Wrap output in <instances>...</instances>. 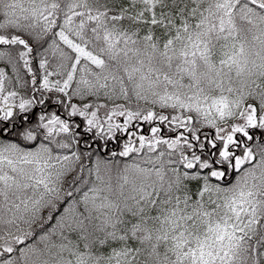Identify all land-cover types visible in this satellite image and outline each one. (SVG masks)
Instances as JSON below:
<instances>
[{
  "label": "snow or ice",
  "instance_id": "snow-or-ice-1",
  "mask_svg": "<svg viewBox=\"0 0 264 264\" xmlns=\"http://www.w3.org/2000/svg\"><path fill=\"white\" fill-rule=\"evenodd\" d=\"M0 264H264V0H0Z\"/></svg>",
  "mask_w": 264,
  "mask_h": 264
}]
</instances>
